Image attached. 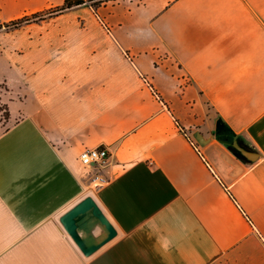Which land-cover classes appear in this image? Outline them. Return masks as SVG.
Returning a JSON list of instances; mask_svg holds the SVG:
<instances>
[{
    "label": "crops",
    "instance_id": "1",
    "mask_svg": "<svg viewBox=\"0 0 264 264\" xmlns=\"http://www.w3.org/2000/svg\"><path fill=\"white\" fill-rule=\"evenodd\" d=\"M25 26L41 52L9 61L16 91L0 81V264H264V0H106ZM98 146L94 188L78 154Z\"/></svg>",
    "mask_w": 264,
    "mask_h": 264
},
{
    "label": "rangeland",
    "instance_id": "2",
    "mask_svg": "<svg viewBox=\"0 0 264 264\" xmlns=\"http://www.w3.org/2000/svg\"><path fill=\"white\" fill-rule=\"evenodd\" d=\"M106 0H89L86 1L84 5L91 6L94 8V4L98 5ZM18 12L12 11L10 9L3 12L4 15L0 16V24H6L9 21L18 19L25 15H30L33 13L24 14L20 17L12 18L5 16L6 14ZM20 12V11H19ZM35 13V12H34ZM39 23V22H38ZM38 28L36 26L23 27L18 29H5V27L0 28V81L6 80L8 84L16 91L18 86H20L22 81V76L18 70L12 67L9 61H26L29 58V54L38 53L41 51L34 50L33 47L28 45V40L33 39V37H38ZM34 50V51H33ZM41 56V55H40ZM7 85L5 82L0 83V94L5 93ZM6 106L0 102V121L4 122V108ZM221 138V137H220ZM229 138H226L228 140ZM229 141V142H228ZM227 144L231 145L230 139Z\"/></svg>",
    "mask_w": 264,
    "mask_h": 264
},
{
    "label": "built area",
    "instance_id": "3",
    "mask_svg": "<svg viewBox=\"0 0 264 264\" xmlns=\"http://www.w3.org/2000/svg\"><path fill=\"white\" fill-rule=\"evenodd\" d=\"M108 157V149L104 146L85 148L78 154L79 163L90 186L99 188L108 184L109 179L103 173Z\"/></svg>",
    "mask_w": 264,
    "mask_h": 264
},
{
    "label": "trees",
    "instance_id": "4",
    "mask_svg": "<svg viewBox=\"0 0 264 264\" xmlns=\"http://www.w3.org/2000/svg\"><path fill=\"white\" fill-rule=\"evenodd\" d=\"M86 3L85 0H64V3L60 6L51 7L45 9L43 11L35 12L30 15H25L18 19L9 21L6 24H0V28L5 27V29H18L21 26L28 25L31 23H38L44 21L48 18H52L62 14L63 12L70 10L73 7L82 6ZM94 9H96L98 5L94 4ZM4 120L8 119V109L5 107L4 109Z\"/></svg>",
    "mask_w": 264,
    "mask_h": 264
},
{
    "label": "water",
    "instance_id": "5",
    "mask_svg": "<svg viewBox=\"0 0 264 264\" xmlns=\"http://www.w3.org/2000/svg\"><path fill=\"white\" fill-rule=\"evenodd\" d=\"M237 149H238L240 152L244 153V154L247 153L246 151H244L243 149H241V148H239V147H237Z\"/></svg>",
    "mask_w": 264,
    "mask_h": 264
}]
</instances>
